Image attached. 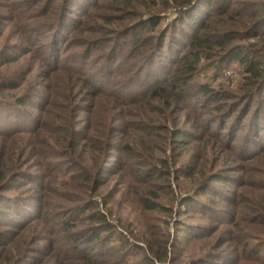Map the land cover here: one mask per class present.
I'll return each mask as SVG.
<instances>
[{"label": "rangeland", "instance_id": "rangeland-1", "mask_svg": "<svg viewBox=\"0 0 264 264\" xmlns=\"http://www.w3.org/2000/svg\"><path fill=\"white\" fill-rule=\"evenodd\" d=\"M31 1L0 0V101L5 102H0V190L8 181L1 193L7 201L19 204L16 211L0 204V264H113L126 250L125 258L118 257L121 260L114 264H264V224L256 220L264 207V155L252 159L264 149V133L251 139L247 148L242 147L246 134L253 133L248 125L253 115L241 126L233 120L225 125L214 123L207 133L197 126L199 105L195 110L182 109L185 107L168 100L170 107L159 106L161 113L152 114L144 105H131L123 89L116 91L114 98H106L86 88L84 79L55 80L42 65L45 55H39L47 45L35 44L41 36L30 29L44 22L52 24L55 17L41 19V3L30 9ZM249 1L257 8L264 5V0ZM96 3L99 9L92 22L109 33L85 34L90 38L85 44L69 41L70 53L91 47L95 56L110 60L129 45L111 51L112 41L100 53L96 48L113 38L110 33L137 19H126L125 13L121 17L107 13L108 1ZM166 12L160 25L145 35L170 28L174 13ZM105 16L124 21L108 25L110 17ZM30 35L33 42L27 40ZM131 54L124 56L127 64L123 69L129 73L122 83L123 87L132 86L137 97L151 84L147 74L153 65L135 63ZM162 56L168 55L162 53L154 66L164 65ZM115 65L111 63L112 68ZM101 66L92 55L89 69L97 72ZM215 67L216 71L200 67L193 83L241 94L237 90L243 77L240 66L232 62L225 68L219 63ZM235 103H219L213 110L222 106L224 113ZM209 113L203 124L221 122L218 113ZM35 119L44 128L29 133ZM45 125L52 131H46ZM180 130L185 135L176 140L173 132ZM255 142L261 147L249 151ZM124 146L143 156L145 165L130 159ZM151 170H157L158 175L148 180L144 173ZM217 174H222L223 183L210 182ZM78 199L92 204L82 216L76 215ZM68 212L78 220L75 232L92 229L93 235L99 234L90 247L75 252L65 239L59 222ZM93 215L102 217L113 231L98 232V224L87 221ZM108 239L116 251L109 262H102V243ZM89 248H95L93 262L82 260Z\"/></svg>", "mask_w": 264, "mask_h": 264}, {"label": "trees", "instance_id": "trees-1", "mask_svg": "<svg viewBox=\"0 0 264 264\" xmlns=\"http://www.w3.org/2000/svg\"><path fill=\"white\" fill-rule=\"evenodd\" d=\"M57 1L33 0L28 2L30 3V9H33L39 2L41 3L39 9V13L42 14L41 19H48L50 16L55 17L52 24L44 22L32 25L30 28L32 31H39L40 35L38 36H41L36 38L34 43L47 45L46 50L42 49V53L39 52L40 47L37 51L39 55H45V63L42 65L46 72L54 76L55 80L59 81L63 79L62 77L77 81L84 79L86 88L90 89L89 87H91V92L93 91L106 98H114L116 96L115 92H122L123 89V93L131 97H129L131 105L136 107L144 105L152 114L161 113L159 106L170 107L171 104H167L168 100L185 107L182 109L191 107L195 110L196 105H199L200 109L197 111L199 112L200 117L198 116V120L200 122L197 126L200 130H206L207 133L211 132L214 123L225 125L233 120L234 125L241 126L246 123L248 117L253 115L248 123L252 126L250 128L253 133L250 134L249 131L246 134L247 140L242 146L243 149L247 148L250 142L252 143L251 139H257L260 132L264 133V116L261 117L264 113L263 4L260 3L259 8H257L256 4H251L252 2L249 0H122L121 2L104 0L110 3L106 8L107 13H119V17L122 13H125L126 19H137L134 23L124 24L119 27L120 30L110 33L113 38H109L111 40L104 47L96 48V51L100 53L103 49H107L112 41L111 51L118 45H121L122 48L129 45L127 50H119L116 56L109 60L100 54L95 56V51H90L91 47L86 50L82 49L80 53H70L72 47L69 46V41L77 40L79 43L85 44L90 39L84 36L85 34L109 33L108 30L102 31L100 25L95 21L92 22L93 17L96 15L95 12L99 9L96 0H60L62 1L60 5L56 4ZM74 8L76 10L73 12ZM154 9L157 11L153 12ZM170 10H173L174 13L172 14L174 18L169 26L170 28L165 31L161 29L153 36L145 35L154 31L161 23L162 14ZM148 11L154 14H146ZM107 17H110V20L106 21L108 25L112 24L111 21H119L121 24L124 21V18H118L117 16ZM91 22L93 24H90ZM89 25L92 26L88 27ZM27 40L33 42L31 41V35L27 37ZM75 48L80 49V47ZM162 53L168 55L162 56L164 57L162 59L164 65L158 63L154 66V61H157ZM129 54L133 55L132 58H135V63L143 62L146 65H153V71L147 74L152 82L137 97L136 93L132 91L134 89L132 86L123 87L124 83H122L123 77L129 73L128 69H123L127 64L124 56ZM92 55L94 58L97 57L98 62L103 65L97 72H92L89 69V59ZM110 62L116 64L115 68H112ZM232 62L237 63L242 69V83L237 88L241 94L235 92L236 95H233L227 91H217L211 88L209 84L193 83V78L200 67L205 66L216 71L218 69V67L217 69L215 67L216 63L225 68ZM168 67L171 68L170 72H167ZM165 71L168 75L165 74ZM64 74L67 77L63 76ZM255 99H257L256 105L254 103ZM232 100L236 103L233 107H229L226 112L221 113L222 106L213 110L214 105L219 103L227 105ZM161 102L162 104H160ZM1 103L4 104L5 102ZM239 107H242V110L239 111ZM253 108L255 109L254 113L249 115ZM209 112L218 113L216 117L217 119L220 118L221 122L213 120L212 122L209 121V125H207V122L203 124V119L210 114ZM160 116L162 115L158 117ZM8 121L10 123V120ZM41 128H44V124H39L38 119H35L34 128L29 133L34 131L37 133ZM45 128L48 132L52 131V127L49 125H45ZM184 135L183 130L173 132L176 140L183 138ZM69 144L73 146L74 142H69ZM254 144L255 147H251L249 151L252 149L259 150L261 147L259 142ZM94 147L99 149V146ZM112 148H114L113 144ZM123 149L128 151L130 159H137L140 165H145L146 162L143 156H136L137 154L133 152L132 148L124 146ZM123 149L122 152L124 153ZM116 150H118L117 147ZM125 155L127 156V154ZM262 155H264V149L254 153L252 159ZM190 168L188 169L190 170ZM189 170L186 169L185 171L189 172ZM156 171L151 170L144 174L147 175L148 180H153L158 175ZM87 174L91 177L89 172ZM102 174L103 172L99 174L100 177ZM222 177V174H217V176L211 177L210 182L223 183ZM8 184L7 181L6 184L1 186L0 204L10 206L11 209L13 208L16 211L19 204L7 201L9 198L1 193L5 192L4 189H7ZM207 186L206 183L203 188L204 191H206ZM79 201L76 215L82 216L85 211L92 209V204L86 203L84 199ZM186 202L187 200H184V203ZM39 207L41 208V206ZM46 214L47 217L51 216L49 212ZM71 215V213L67 214L65 219L59 222V225L65 239L72 244L73 250L76 252L84 246L90 247L96 239H99V234L93 235L92 229L87 232H75L78 220L71 218ZM257 217L256 220L264 224V207L260 209V214ZM101 219L93 215L89 216L87 221L90 220L98 224V232L111 233L113 231L112 227ZM12 224L15 225L13 222ZM109 241L108 239L102 243V248L105 249V253L99 257V260H103H101L102 262H109L110 258L112 259V253L116 251L109 246ZM133 249L130 251L132 252ZM93 251H95V248H89L85 253L87 256L83 255L82 260L93 262L95 260L93 259ZM120 251L123 252L124 249L121 248ZM126 251L118 257L125 258L124 253ZM97 255L96 257H98ZM118 257L114 259V263L121 260Z\"/></svg>", "mask_w": 264, "mask_h": 264}]
</instances>
